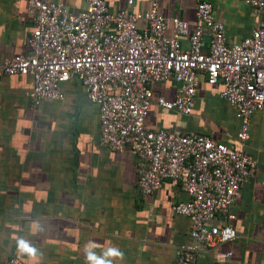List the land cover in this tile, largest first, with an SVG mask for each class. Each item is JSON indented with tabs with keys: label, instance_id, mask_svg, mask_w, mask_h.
Returning <instances> with one entry per match:
<instances>
[{
	"label": "crops",
	"instance_id": "crops-1",
	"mask_svg": "<svg viewBox=\"0 0 264 264\" xmlns=\"http://www.w3.org/2000/svg\"><path fill=\"white\" fill-rule=\"evenodd\" d=\"M54 1L71 12L85 6L84 0ZM104 1L111 10L141 11L151 0ZM154 1L165 18L195 25L196 0ZM206 1L228 42L245 38L257 22L246 0ZM33 24L25 0H0V59L30 53ZM31 87L27 76H0V264L10 256L35 264L18 252L20 240L38 250V264H88L86 245L111 264H174L175 247L191 240L188 219L170 210L186 199L178 183L164 179L151 194L138 191L133 151L99 144L97 109L75 79L60 84L61 99H41L35 107L27 97ZM152 90L168 101L175 98L173 83H155ZM196 90L189 115L153 103L145 125L208 134L251 155L257 167L227 218L237 238L204 250L195 264H264V108L251 115L248 141L240 146L220 84L202 80ZM110 247L119 248L124 259L106 257Z\"/></svg>",
	"mask_w": 264,
	"mask_h": 264
},
{
	"label": "built area",
	"instance_id": "built-area-1",
	"mask_svg": "<svg viewBox=\"0 0 264 264\" xmlns=\"http://www.w3.org/2000/svg\"><path fill=\"white\" fill-rule=\"evenodd\" d=\"M25 2L34 21L30 53L0 59V76L30 78L33 107L41 99H61L60 84L75 79L97 109L99 144L133 151L138 191L151 194L164 179L178 183L186 199L170 210L188 219L191 240L175 247L174 264H195L204 250L235 240L227 218L257 161L208 134L150 129L144 119L153 103L189 115L201 81L219 83L220 97L237 121L235 139L243 146L251 115L264 108V0L245 1L257 22L237 42L226 40L224 24L206 0L195 1L192 28L177 16L165 18L154 0L141 11L84 0L77 12L54 0ZM165 82L175 86L171 101L152 90ZM5 264L21 262L10 256Z\"/></svg>",
	"mask_w": 264,
	"mask_h": 264
},
{
	"label": "clouds",
	"instance_id": "clouds-1",
	"mask_svg": "<svg viewBox=\"0 0 264 264\" xmlns=\"http://www.w3.org/2000/svg\"><path fill=\"white\" fill-rule=\"evenodd\" d=\"M92 247H94V245L85 246V254L88 264H111V260L97 257L96 254L91 250ZM17 250L21 255H26L30 260L35 262V264H38V250L35 247L31 246L28 242L24 240L18 241ZM105 256L117 258L121 261L124 259V253L117 247L108 248Z\"/></svg>",
	"mask_w": 264,
	"mask_h": 264
}]
</instances>
